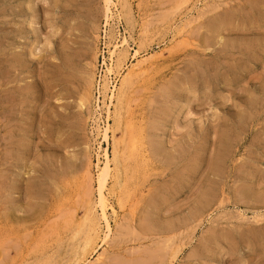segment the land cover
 Segmentation results:
<instances>
[{
	"label": "rangeland",
	"instance_id": "obj_1",
	"mask_svg": "<svg viewBox=\"0 0 264 264\" xmlns=\"http://www.w3.org/2000/svg\"><path fill=\"white\" fill-rule=\"evenodd\" d=\"M115 1L111 15L104 0H0V264H264V0ZM122 38L107 95L144 63L107 112ZM112 147L101 248L95 176Z\"/></svg>",
	"mask_w": 264,
	"mask_h": 264
},
{
	"label": "bare ground",
	"instance_id": "obj_2",
	"mask_svg": "<svg viewBox=\"0 0 264 264\" xmlns=\"http://www.w3.org/2000/svg\"><path fill=\"white\" fill-rule=\"evenodd\" d=\"M104 2H105V6H106V12H110V14H111V12H114V11H112V9L114 10H116V11H119V1H115V0H104ZM124 6H125V4H124ZM125 11V10H124ZM118 13V12H117ZM112 15V14H111ZM113 15H115V14H113ZM132 15V14H131ZM131 15H130V17H131ZM114 16H112V18H113ZM116 17V16H115ZM114 17V18H115ZM117 18H118V16H117ZM120 18V17H119ZM118 18V19H119ZM132 19V18H131ZM114 20V19H113ZM116 20V19H115ZM135 20H136V18H135ZM121 21V20H120ZM223 21V20H222ZM118 22V21H117ZM129 22V21H128ZM113 24H114V22H113ZM123 24V23H122ZM130 25H131V23H130ZM178 26H180V25H178ZM146 27H148V26H146ZM115 28V27H114ZM113 28V29H114ZM125 28V27H124ZM123 28V29H124ZM177 28V27H176ZM112 29V30H113ZM117 29V28H116ZM129 29H130V27H129ZM131 29H133L134 30V27L133 28H131ZM183 29V28H182ZM109 30H110V28H109ZM176 30H179V29H176ZM111 31V30H110ZM127 33H128V31L127 30H125ZM130 31V30H129ZM109 32V31H108ZM107 32V33H108ZM113 32L115 33V30H113ZM145 32V31H144ZM181 32H182V30H181ZM112 32H110V34H111ZM176 33V32H175ZM129 34V33H128ZM127 34V35H128ZM133 34V33H132ZM141 34V33H140ZM106 35V34H105ZM118 35V34H117ZM124 35V34H123ZM107 36V35H106ZM114 36V35H113ZM112 36V38H114ZM119 36V35H118ZM139 36V35H138ZM125 37V36H124ZM128 37V36H127ZM130 37H131V34H130ZM116 38V37H115ZM174 38V37H173ZM110 39H111V37H110ZM132 39V38H131ZM106 40V39H105ZM114 40V39H113ZM249 41V40H248ZM134 42V41H133ZM140 42V41H139ZM136 43V42H135ZM109 45H110V48H111V50L109 51V54H110V64L109 65H105V66H107V67H104V68H106L105 69V71H103V74H104V78H102V79H104L103 80V84H101V89H102V92L101 93H103V97H106L107 99H108V102L109 103H107L108 105H106V108H107V112H109L110 110H109V106L110 105H114V103H115V101H117L116 103L119 105V103L121 102V100L124 98L123 96H124V94H125V87H127V83H129V79L131 78V76L133 77V72L136 70V69H141L142 68V66L141 65H143L142 63H144L142 60H138V56L137 55H135V56H137L138 58H137V62L136 63H132L131 65V68H129L128 70H129V72H128V74L126 75V77L124 76L123 78L121 77V79H120V81H118V82H120L118 85H112L113 87H112V89L110 90V94H109V96L107 95V92L109 91V89H108V80H107V77L108 76H110V75H112V77H113V75H114V77L117 75H119V69H122L121 68V64L122 63H124L125 62V58L128 56L127 55V45H128V43H127V39L126 38H122V40L121 41H118V42H113L112 43V41H110L109 40ZM143 45V44H142ZM132 46V45H131ZM174 46V45H173ZM137 47V46H136ZM241 47V46H240ZM109 48V47H108ZM142 48V47H141ZM243 48V47H242ZM250 48V47H249ZM133 49V48H132ZM109 50V49H108ZM136 50V49H135ZM148 50V49H147ZM236 50V49H235ZM149 51V50H148ZM153 51V50H152ZM243 51V50H242ZM61 52V51H60ZM138 52H140V51H138ZM144 52H146V51H144ZM150 52V51H149ZM169 52V51H168ZM133 53H135V52H133ZM133 53L131 54V55H133ZM143 53V52H142ZM151 53V52H150ZM140 54H141V52H140ZM148 54V53H147ZM152 55V54H151ZM160 55V54H159ZM162 55V54H161ZM240 55V54H239ZM251 55V54H250ZM134 57V56H133ZM132 57V58H133ZM141 57V56H140ZM95 58H96V56H95ZM157 58V57H156ZM155 58V59H156ZM134 59H135V57H134ZM140 59V58H139ZM154 59V58H153ZM13 60V59H12ZM128 60V59H127ZM147 60V59H146ZM158 60V59H157ZM20 61V60H19ZM133 61V60H132ZM136 61V60H135ZM154 61V60H153ZM153 61H152V63H153ZM160 61H162L161 59H160ZM109 62V61H108ZM158 62V61H157ZM226 62V61H225ZM107 63V62H106ZM161 63V62H160ZM16 64H17V62L15 61V62H13V67L14 68H16ZM158 64V63H157ZM9 65H10V63H9ZM20 65H21V63H20ZM19 65V66H20ZM153 65V64H152ZM126 66V65H125ZM157 66V65H156ZM21 67V66H20ZM145 67V66H144ZM159 67H160V65H159ZM18 68V67H17ZM16 68V69H17ZM125 69H126V67H125ZM127 70V69H126ZM142 70V69H141ZM145 70V69H144ZM152 71H153V69H152ZM105 72V73H104ZM4 73V72H3ZM6 73V72H5ZM9 73V72H8ZM7 73V74H8ZM121 73V72H120ZM125 73V72H124ZM148 73V72H147ZM2 74V73H1ZM149 74H150V72H149ZM11 75V74H10ZM9 75V78L11 77ZM102 75V74H101ZM135 75V74H134ZM136 75H137V73H136ZM116 76V77H117ZM141 76V75H140ZM149 76V75H148ZM14 77H16V75L14 76ZM7 78V77H6ZM13 78V77H12ZM92 78H93V76H92ZM14 79V78H13ZM113 80H114V78H112ZM10 80V79H9ZM16 80V79H15ZM68 80V79H67ZM110 80V79H109ZM147 80V79H146ZM5 81H7V80H5ZM141 81H143V80H141ZM2 82H3V79H2ZM1 82V83H2ZM8 82V81H7ZM15 82H17V81H15ZM117 82V83H118ZM4 83V82H3ZM6 83V82H5ZM5 83H4V85H5ZM9 83V82H8ZM89 83V82H88ZM115 83V82H114ZM135 83V82H134ZM141 83V82H140ZM9 84H12V82L11 83H9ZM139 84V83H138ZM13 85V84H12ZM15 85V84H14ZM13 85V86H14ZM130 85V84H129ZM263 86H264V83L262 84ZM11 86V88L13 89H16V88H18L17 86ZM99 87V88H100ZM22 88V87H21ZM21 88H18V91L17 92H19L20 94H21V92H22V89ZM262 88V87H261ZM20 89V90H19ZM127 89V88H126ZM131 89V88H130ZM264 89V88H263ZM17 90V89H16ZM16 90H14V91H16ZM259 90H261L260 89V87H259ZM11 91V90H10ZM138 91V90H137ZM136 91V92H137ZM88 92V91H87ZM262 92V91H261ZM13 93V92H12ZM16 93V92H15ZM11 94V93H10ZM9 94V92H8V95H10ZM17 94V93H16ZM88 94V93H87ZM259 95H260V93H258ZM262 94V93H261ZM7 94H5V96H6ZM13 95V94H12ZM15 95V94H14ZM19 95V94H18ZM18 95H16V96H18ZM23 95V94H22ZM25 96V95H24ZM88 96V95H87ZM263 96V95H262ZM262 96H260V97H262ZM9 97V96H8ZM11 97V96H10ZM15 97V96H14ZM13 96L10 98V99H12V98H14ZM19 97V96H18ZM130 97V96H129ZM254 97H256V96H254ZM264 97V96H263ZM1 98V97H0ZM6 98V97H5ZM89 98V97H88ZM2 99V98H1ZM18 99V98H17ZM20 99V98H19ZM102 99H105V98H102ZM127 99V98H126ZM254 99V98H253ZM14 100V99H13ZM81 100L83 101V100H85V98H84V96L83 97H81ZM92 100V99H91ZM252 100V99H251ZM256 100V99H255ZM4 101H5V99H4ZM10 101V100H9ZM16 101V100H15ZM21 101V100H20ZM101 101V100H100ZM128 101V100H127ZM258 101V100H257ZM261 101V100H260ZM5 102H7V101H5ZM11 102H12V100H11ZM11 102H8L7 104H10ZM26 102V101H25ZM84 102V101H83ZM83 102H81L80 104L81 105H83ZM93 102V101H92ZM123 102V101H122ZM121 102V104H123ZM129 102V101H128ZM94 103V102H93ZM103 104H105V100H103V102H102ZM15 104V103H14ZM80 104H79V106H80ZM86 104H87V102H86ZM102 104V105H103ZM11 105H13V103L11 104ZM15 105H17V103L15 104ZM21 105V103L19 104V107H21L20 106ZM89 105V104H88ZM102 105H101V107H102ZM247 105H249L248 103H247ZM0 106H2L1 104H0ZM4 106V105H3ZM87 105H85V107H86ZM93 106V105H92ZM98 106V105H97ZM117 106V105H116ZM119 106H121V105H119ZM129 106V105H128ZM259 106V105H258ZM13 107V106H12ZM18 107V106H17ZM18 107V109H20ZM99 107V106H98ZM5 108V107H4ZM6 108H7V106H6ZM14 108V107H13ZM22 108V107H21ZM24 108V107H23ZM92 108V107H91ZM0 109H2V108H0ZM82 109V108H81ZM86 109H87V107H86ZM94 109H95V107H94ZM114 109V108H113ZM121 109V108H120ZM120 109H118L117 111H119V113H120ZM3 110V112H4V109H2ZM12 110V109H11ZM22 110V109H21ZM102 110V109H101ZM104 110V109H103ZM258 110V109H257ZM256 110V111H257ZM9 111H10V109H9ZM8 111V112H9ZM13 112H14V110H13ZM12 112V113H13ZM16 112V111H15ZM94 112V111H93ZM2 113V112H1ZM0 113V114H1ZM113 113V112H112ZM122 113V112H121ZM130 113V112H129ZM241 113V112H240ZM4 114V113H3ZM2 114V115H3ZM6 114V113H5ZM19 114V113H18ZM20 114H21V112H20ZM24 114V113H23ZM22 114V115H23ZM107 114H109V113H106V115ZM251 114V113H250ZM113 115H117V114H113ZM119 115V114H118ZM247 115V114H246ZM9 116V115H8ZM30 116H34V115H31L30 114ZM109 115H107V117H108ZM120 116H121V114H120ZM248 116L250 117V115L248 114ZM248 116H247V118H248ZM113 117V116H112ZM118 117V116H117ZM5 118V117H4ZM6 118H7V115H6ZM33 118V117H32ZM114 118V117H113ZM255 118V117H254ZM108 119V118H107ZM119 119V118H118ZM30 120V119H29ZM120 120V119H119ZM118 120V121H119ZM247 120V119H246ZM34 121V120H33ZM111 121V120H110ZM252 121V120H251ZM258 121V120H257ZM26 122V121H25ZM122 121H120L119 123H121ZM247 122V121H246ZM15 123V122H14ZM27 124H29V122H26ZM113 123V122H112ZM118 123V124H119ZM124 123V122H123ZM129 123V122H128ZM238 123V122H237ZM239 123H240V121H239ZM241 123H242V121H241ZM244 123V122H243ZM106 124V123H105ZM108 124V123H107ZM262 124V123H261ZM12 125V124H11ZM13 125H15V124H13ZM109 125V124H108ZM112 125V124H111ZM116 126H117V124H115ZM119 125H121V124H119ZM240 125V124H239ZM239 125H237V126H239ZM125 126V125H124ZM123 126V127H124ZM242 126H244L243 124L241 125V127ZM25 127V126H24ZM29 127V126H28ZM27 127V128H28ZM96 127H98V126H96ZM112 127H114V124H113V126ZM121 127V126H120ZM119 127V128H120ZM122 127V129L124 130V128ZM31 128V127H30ZM104 128V127H103ZM225 128V127H224ZM29 129V128H28ZM98 129V128H97ZM242 129V128H241ZM98 130H100V128L98 129ZM97 130V131H98ZM109 130V127H105L104 128V131L102 130V132H103V140L104 141H108V131ZM121 130V129H120ZM123 130H121L122 132H123ZM234 130V129H233ZM25 131H26V129H25ZM112 131V130H111ZM121 131H119V133L121 132ZM130 131V130H129ZM127 132H128V130H127ZM112 134V133H111ZM114 134V133H113ZM120 135H121V133H120ZM130 135V132H129V134H128V136ZM136 135V134H135ZM111 136V135H110ZM131 136V135H130ZM129 136V137H130ZM118 137V136H117ZM116 137H114L113 139H115ZM231 138V137H230ZM133 138H130V140L129 139H127L126 140V143H125V145L123 144V146H124V148L123 149H126V154H128L129 156H131V155H133L132 154V152L134 153V149H133V140H132ZM135 139V138H134ZM118 140V139H117ZM120 140H122V138L121 139H119V142H118V144L121 142ZM111 141V140H110ZM124 141H125V139H124ZM123 141V142H124ZM114 143V142H113ZM122 143V142H121ZM225 143H227V142H225ZM224 143V144H225ZM111 144V143H110ZM20 145V144H19ZM114 145V144H113ZM112 145V146H113ZM22 146H23V144H22ZM119 146V145H118ZM227 146V145H226ZM114 147H116V146H114ZM120 147H122V146H120ZM225 147V146H224ZM113 148V147H112ZM220 149V148H219ZM224 149H227V148H224ZM223 149V150H224ZM123 151H125V150H123ZM117 151H116V148H113L112 149V152H111V155H112V157H109V152H107V150L105 149V152H104V163L102 164V166L99 168V170H98V173H97V176H95L96 177V185H97V188H96V191H97V201H96V204L98 205V207H99V211H100V220H102V222L104 223V226H105V228H104V230H105V232H104V235H103V238H102V243L103 244H101L99 247H101L102 248V246H104L105 244V246H108L107 245V240L109 239V237L111 236V232H112V225H111V221H110V218L108 217V210L110 209L111 211H112V214H113V210L115 209H113V206H111L110 205V203L108 202V196L110 195V192L108 191V188H107V185H108V181H109V179H110V177H112V168H111V165H115V164H118L119 162H120V158L118 157V155H117V153H116ZM222 153H224V152H222ZM227 153H225V155H226ZM126 156V155H125ZM129 156H128V158H129ZM223 156V155H222ZM127 157V156H126ZM132 158V157H131ZM125 159V158H124ZM127 159V158H126ZM222 159V158H221ZM218 160V159H217ZM216 160V161H217ZM224 160V159H223ZM6 161V160H5ZM128 161V160H127ZM126 161V162H127ZM222 161V160H221ZM220 161V162H221ZM128 164H129V162H128ZM127 164V165H128ZM131 164V163H130ZM224 163H222V165H223ZM220 165H221V163H220ZM116 166V165H115ZM6 167V166H5ZM116 167H119V166H116ZM116 167H115V169H116ZM130 167V166H129ZM219 167H221V166H219ZM86 168V167H85ZM89 168V167H88ZM132 168V167H131ZM222 168V167H221ZM241 168V167H240ZM87 169V168H86ZM115 169H114V171H115ZM120 170V172H121V169H119ZM118 170V171H119ZM126 170V169H125ZM118 171H115V172H118ZM221 171V170H220ZM88 172H89V169H88ZM216 172V171H215ZM233 172V171H232ZM91 173V172H90ZM119 173V172H118ZM117 174V173H116ZM121 175V174H120ZM128 175V174H127ZM90 176V175H89ZM114 176H115V174H114ZM118 176V175H117ZM93 177V176H92ZM116 177V176H115ZM114 177V178H115ZM214 177V176H213ZM129 178V177H128ZM121 179V178H120ZM115 180H116V178H115ZM131 180V179H130ZM212 180V179H211ZM2 181V180H1ZM37 181V180H36ZM93 181H94V179H93ZM110 182V181H109ZM113 183H115V182H113ZM111 184V183H110ZM116 185V184H115ZM120 186V185H119ZM117 186H115V188H116ZM127 188H129V187H127ZM27 189H30V188H27ZM88 190V189H87ZM114 190V189H113ZM5 191V190H4ZM30 191V190H29ZM209 191V190H208ZM130 192V191H129ZM37 193V192H36ZM42 193V192H41ZM88 193H89V191H88ZM11 194H13V193H11ZM91 194V193H90ZM93 194V193H92ZM112 194V193H111ZM119 194V193H118ZM219 194V193H218ZM116 195V194H115ZM114 195V196H115ZM85 196V195H84ZM83 196V197H84ZM92 196V195H91ZM91 196H90V198H91ZM94 196V195H93ZM119 196V195H118ZM128 197V196H127ZM37 198V197H36ZM86 198H87V196H86ZM89 197H88V200L90 199ZM96 198V197H95ZM116 200V199H115ZM120 200V199H119ZM114 201V200H113ZM118 201V200H117ZM89 202H91L90 200H89ZM89 202H88V204H89ZM112 202V201H111ZM92 203H93V198H92ZM114 203V202H113ZM112 203V204H113ZM117 204H119V203H117ZM95 205V204H94ZM93 205V209H95L94 206ZM22 206V205H21ZM89 206V205H88ZM121 206V205H120ZM85 208V207H84ZM120 208H122V207H120ZM119 208V209H120ZM88 209V210H87ZM84 212H86V211H89L90 209H89V207L87 208ZM117 209V208H116ZM123 210V209H122ZM134 210H135V208H134ZM126 211V210H125ZM83 212V213H84ZM119 212V211H118ZM124 211H122V213H123ZM132 212V211H131ZM33 213V212H32ZM87 213L88 212H86V214H85V217H86V215H87ZM115 213V212H114ZM18 214V213H17ZM70 214V213H69ZM98 214V213H97ZM195 214V213H194ZM89 215V214H88ZM87 215V217H91L90 215L88 216ZM114 215V214H113ZM116 215V214H115ZM123 215V214H122ZM128 215H129V213H128ZM35 216V215H34ZM70 216V215H69ZM92 216H94V213L92 214ZM109 216H110V214H109ZM118 216V215H117ZM65 219V218H64ZM83 219H85L86 220V218H83ZM82 218H81V220H83ZM90 218H88L86 221H88ZM99 219H97V218H95V221L94 220H90L91 222H90V225H89V228H88V232H87V236H86V233H84L85 234V236H86V239H85V244L83 245V248L85 249H83V254H81L82 255V258H83V262L85 263V261L87 260V259H85V255H86V248L87 247H89V246H87V243L89 244V242H91V240L93 241L95 238H97V235H98V231H99V223H98V221H99ZM117 219V218H116ZM130 219V218H129ZM66 220V219H65ZM69 220V219H68ZM84 221V220H83ZM70 222V221H69ZM80 222H82V221H79V223ZM89 222V221H88ZM85 223H83V226H85L84 225ZM89 224V223H88ZM101 224V223H100ZM129 224V223H128ZM127 224V225H128ZM78 225V224H77ZM82 225V224H81ZM125 225H126V223H125ZM126 225V226H127ZM68 226V225H67ZM80 226V225H79ZM102 226V225H101ZM88 227V226H87ZM84 228V227H83ZM115 228V227H114ZM72 229V228H71ZM81 229V228H80ZM85 229V228H84ZM75 230H77V229H75ZM86 230V229H85ZM80 231V230H79ZM100 232V231H99ZM82 233V234H83ZM113 234V233H112ZM79 235V234H78ZM80 236V235H79ZM84 236V237H85ZM81 238H82V235H81ZM111 238H112V236H111ZM110 238V239H111ZM109 239V240H110ZM77 241H79L78 239H77ZM109 242V241H108ZM83 243V242H82ZM81 243V244H82ZM115 243V242H114ZM96 244V243H95ZM109 244V243H108ZM111 245V244H110ZM74 246H76V244L74 245ZM114 246V245H113ZM76 248V247H75ZM69 249V248H68ZM97 249V248H96ZM89 250V249H88ZM74 251V250H73ZM85 251V252H84ZM96 251V250H95ZM94 251V252H95ZM101 250H100V248H99V252H97V253H101L100 252ZM102 251H104V249L102 250ZM66 252H67V250H66ZM75 252H76V250H75ZM79 252H82V250L81 251H79ZM93 252V253H94ZM107 252L108 251H106V254H107ZM154 252V251H153ZM156 252V251H155ZM154 252V253H155ZM76 253H78V252H76ZM104 253V252H103ZM68 254H69V252H68ZM157 254V253H156ZM70 255V254H69ZM74 255V254H73ZM78 255V254H77ZM80 255V256H81ZM103 255V254H102ZM105 255V254H104ZM71 256V255H70ZM75 256V255H74ZM74 256H73V258H74ZM154 256V255H153ZM156 256V255H155ZM63 257V256H62ZM67 257V256H66ZM87 257V256H86ZM152 257V256H151ZM158 257V256H157ZM47 258V257H46ZM49 258V257H48ZM47 258V259H48ZM52 258V257H51ZM69 258V257H68ZM78 258V257H77ZM45 259V258H44ZM46 259V262L48 261ZM53 259V258H52ZM65 259H67V258H65ZM76 259V258H75ZM73 260V261H77V260ZM88 259H90V258H88ZM101 259V258H100ZM152 259H153V257H152ZM64 260V259H63ZM97 260V259H96ZM53 262L51 263V259H50V263L51 264H54V259L52 260ZM71 261V260H70ZM99 261V260H98ZM48 262V264H50ZM56 262V261H55ZM67 262V261H66ZM97 262V261H96ZM95 262V263H96ZM148 262V261H147ZM150 262V261H149ZM43 263V262H42ZM65 263V262H64ZM72 262H70L69 264H71ZM93 263V262H92ZM46 264V263H45ZM81 264V263H80ZM94 264V263H93Z\"/></svg>",
	"mask_w": 264,
	"mask_h": 264
}]
</instances>
